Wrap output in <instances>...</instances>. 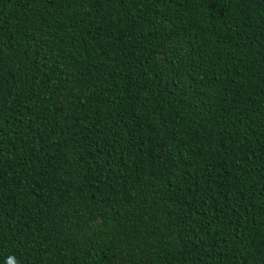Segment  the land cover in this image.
I'll use <instances>...</instances> for the list:
<instances>
[{
    "label": "trees",
    "instance_id": "trees-1",
    "mask_svg": "<svg viewBox=\"0 0 264 264\" xmlns=\"http://www.w3.org/2000/svg\"><path fill=\"white\" fill-rule=\"evenodd\" d=\"M264 264V0H0V264Z\"/></svg>",
    "mask_w": 264,
    "mask_h": 264
},
{
    "label": "clouds",
    "instance_id": "clouds-1",
    "mask_svg": "<svg viewBox=\"0 0 264 264\" xmlns=\"http://www.w3.org/2000/svg\"><path fill=\"white\" fill-rule=\"evenodd\" d=\"M10 264H17V262L15 261V259L11 260Z\"/></svg>",
    "mask_w": 264,
    "mask_h": 264
}]
</instances>
